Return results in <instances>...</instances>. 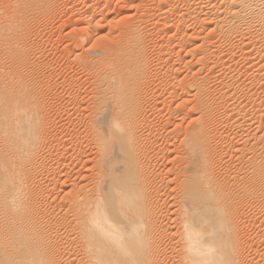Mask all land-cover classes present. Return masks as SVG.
I'll return each mask as SVG.
<instances>
[{
	"label": "bare ground",
	"instance_id": "bare-ground-1",
	"mask_svg": "<svg viewBox=\"0 0 264 264\" xmlns=\"http://www.w3.org/2000/svg\"><path fill=\"white\" fill-rule=\"evenodd\" d=\"M56 1L0 0V264H264V0H67L78 133Z\"/></svg>",
	"mask_w": 264,
	"mask_h": 264
},
{
	"label": "rangeland",
	"instance_id": "rangeland-1",
	"mask_svg": "<svg viewBox=\"0 0 264 264\" xmlns=\"http://www.w3.org/2000/svg\"><path fill=\"white\" fill-rule=\"evenodd\" d=\"M61 1V2H60ZM116 2H117V0H115ZM131 1V0H130ZM115 2V3H116ZM127 2H129V0H127ZM64 3V4H63ZM69 3V4H68ZM55 4H57V5H55L54 6V4H53V7H55L54 9L52 8L48 13H46V16H47V14H48V16L46 17L45 15L43 16V18L41 19H39L40 20V22L41 23H43V25L41 24V23H39V25H40V33H39V35L38 36H36V38H38V40L37 41H41V39H42V41H41V43L39 44L38 43V46L40 47V49L38 48V46H37V50H36V54H38V52H39V54H41V52H42V54L41 55H39V57H41V59H42V57H46V56H44V55H46L47 53H48V57H46V58H48V59H46V58H43L42 60H44V61H46L47 62V64H49V66H50V68H51V70H52V72H53V74H55V76H53L54 78H52V79H50L49 80V82H48V84L49 85H51V86H54L53 84H55V82H56V84L55 85H57V84H59L58 85V90L56 91V96H58V94H61L63 91V88H64V86H63V88H62V82L61 81H63L64 82V80L67 82V80H70V78L71 77H75V78H77V80H78V77H79V81H78V83H80V85L82 84V83H84V84H86V83H88V80H87V76L85 75V73L79 68V67H77L75 64H74V62H73V53L72 52H76V47L78 46H75L76 44H75V42L76 41H73L74 39H76L75 38V36H70L71 34L70 33H75V34H80L81 32L79 31V30H81L80 28L81 27H83V23H79L78 25H76L75 23H74V15L72 14L73 12L71 11L72 10V8L70 7L71 5H70V2H67V0H57L56 1V3ZM67 4H68V6H67ZM66 5V6H65ZM63 7V8H62ZM68 7V8H67ZM59 8V9H58ZM68 10H67V9ZM113 10L115 9V11H113L115 14H116V12H118L119 11V13L121 12L120 10H118V11H116L117 9H119V8H112ZM121 9V8H120ZM60 10V11H59ZM64 11V12H63ZM71 11V12H70ZM60 12V13H59ZM67 12V13H66ZM49 13H50V15H49ZM51 13H53V14H51ZM64 13V14H63ZM115 16V15H114ZM116 17V16H115ZM44 18H45V20H44ZM47 18V19H46ZM44 20V21H43ZM46 23V24H45ZM75 24V25H74ZM81 24H82V26H81ZM60 25V26H59ZM74 26H76V27H74ZM77 26H79V33H78V31H77V29H78V27ZM42 27V28H41ZM31 29H32V27H31ZM46 30V31H45ZM70 30V31H69ZM74 30H76V32L74 31ZM38 31V30H37ZM44 31V32H43ZM69 31V32H68ZM42 32V33H41ZM48 32H50V34L48 33ZM59 32V34H57ZM68 32V33H67ZM43 35H44V37H43ZM42 36V37H41ZM155 36V37H154ZM152 35V37L154 38L153 40L154 41H158V39H155V38H157V35ZM40 37V38H39ZM69 37H70V39H69ZM74 37V38H73ZM60 38V39H59ZM45 42V43H44ZM75 45H74V44ZM43 44V45H42ZM41 45H42V47H41ZM51 45V46H50ZM73 45V46H72ZM44 46V47H43ZM87 46V45H86ZM79 47V46H78ZM77 47V52H79L80 51V47L78 48ZM54 48H56V49H54ZM41 49H44V50H41ZM46 49V50H45ZM38 51V52H37ZM50 51V52H49ZM72 51V52H71ZM44 52H47L46 54H43ZM66 52V53H65ZM52 53V54H51ZM70 53H72V54H70ZM63 54V55H62ZM61 55V56H60ZM53 56V57H52ZM58 57V58H57ZM66 57V58H65ZM32 58H34L33 56H32ZM64 58V59H63ZM69 58V59H68ZM68 59V60H67ZM72 62H70V61ZM44 61H41V62H43L44 64L46 63V62H44ZM54 61V62H53ZM56 62V63H55ZM61 62V63H60ZM66 64H65V63ZM63 63V64H62ZM59 64H60V66H59ZM65 64V65H64ZM70 64V65H69ZM70 66H71V68H70ZM66 67V68H65ZM69 67V68H68ZM60 69H61V71H60ZM72 70V71H71ZM64 71V72H63ZM80 71V72H79ZM51 72V73H52ZM77 73V74H76ZM52 74V75H53ZM66 74V75H65ZM72 74V75H71ZM73 74H75L76 76H74ZM82 74V75H81ZM58 75V76H57ZM67 77H69L68 79H66ZM87 77V78H86ZM57 78V79H56ZM62 78V79H61ZM60 79V80H59ZM84 79V80H83ZM51 82V83H50ZM54 82V83H53ZM58 82H60V83H58ZM86 82V83H85ZM53 83V84H52ZM68 84V83H67ZM67 84L65 83V85L67 86ZM84 84H82L80 87H79V89H76V84L74 85V87H73V89H74V91H73V89L71 90L70 88H67L66 86V89H70L72 92H73V94L74 93H76V94H78L79 93V95H81V99L79 98V100L80 101H84L85 102V104H86V102L87 101H85V99H86V95H84V93H85V90L84 89H88V84H86V85H84ZM61 85V86H60ZM83 87H86V88H83ZM61 88V89H60ZM80 89H82V90H80ZM87 89H86V91H87ZM59 90H61L60 92H59ZM69 90V92L70 93H72L71 91ZM77 90H78V93H77ZM84 90V91H83ZM82 91V92H81ZM59 92V93H58ZM65 92V91H64ZM63 92V95L61 94V96L59 95V97L61 98H57L56 97V107H54V109H55V111L56 110H58V111H56V112H59V114L60 113H62V114H60V115H58V116H60V120H61V123H59L60 125H66L65 127H61V129L62 130H64V128L65 129H67L68 130V132L70 133H72L73 131L74 132H79V131H81V130H79V129H81V126L79 125V124H76V125H71V123L69 122H67L65 119H66V114L64 113V110L66 109V106L68 105L67 104V100H65V99H67V97H66V95H65V93ZM86 94V93H85ZM63 96H65L66 98H64ZM60 99V100H59ZM84 99V100H83ZM87 100H88V97H87ZM59 101V102H58ZM64 101V102H63ZM61 102L65 105H63V104H61ZM83 102V103H84ZM59 103H60V105H59ZM82 103V102H81ZM85 104H82L83 105V107H84V105ZM57 106H60L61 108H59V107H57ZM175 106V105H174ZM64 107H65V109H64ZM68 107V106H67ZM58 108V109H57ZM62 111V112H60V110ZM65 116H64V115ZM63 116V117H62ZM62 117V118H61ZM75 117V116H74ZM74 117H72V118H74ZM156 117V116H155ZM158 118L159 117H157V119L155 120V118L153 119V121L154 122H156L157 120H158ZM80 119V121H81V118H79ZM57 120H59V119H56V121ZM63 120H65V121H63ZM60 122V121H59ZM65 123V124H63V123ZM59 125V126H60ZM67 125H68V127L70 128V130H69V128L67 127ZM77 126V128H75V127ZM74 127V128H73ZM71 129H72V131H71ZM74 129V130H73ZM76 129H78V130H76ZM67 130H66V132H67ZM67 132V133H68ZM77 132V133H78ZM87 154V153H86ZM89 156V155H88ZM170 224H171V226H174V224H173V222L171 221L170 222ZM173 224V225H172Z\"/></svg>",
	"mask_w": 264,
	"mask_h": 264
}]
</instances>
